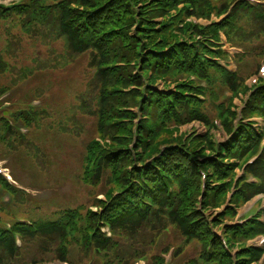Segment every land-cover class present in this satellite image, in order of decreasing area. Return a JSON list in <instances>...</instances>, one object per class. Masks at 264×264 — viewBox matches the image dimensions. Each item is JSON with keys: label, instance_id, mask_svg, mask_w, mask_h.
<instances>
[{"label": "trees", "instance_id": "trees-1", "mask_svg": "<svg viewBox=\"0 0 264 264\" xmlns=\"http://www.w3.org/2000/svg\"><path fill=\"white\" fill-rule=\"evenodd\" d=\"M149 1L22 0L11 7L0 4V30L15 55L21 46L17 43L25 38L43 40L48 47L56 40L70 59L87 55L91 75L80 102L96 121L94 134L85 143L79 178L90 188L103 189L105 197L98 200L100 193H91L88 207L64 209L31 218V224L22 223L27 217L18 216L23 210L19 203L31 196L12 188L0 176V189L14 196L7 208L0 194V264H42L52 255L58 262L71 264L76 257L130 264L150 257L147 252H154L170 232L183 241L175 248V257L182 256V264L260 261L264 250L249 249L247 242L264 234V223L254 219L238 226L233 222L237 207L255 195H264V128L251 121L260 118L264 122V82L249 89L246 70L240 67L232 74L224 68L220 61L226 54L217 51L216 44L221 40L219 30H223L232 44L251 48L239 57V65L245 58H264V5L252 6L245 0H152L148 8ZM230 6L234 8L222 26L206 29L193 25L192 18L210 20L214 13H227ZM147 9L153 19L160 20L157 28L144 22ZM135 41L147 43L144 49L140 47L143 55L138 61L146 67L149 84L143 82L141 72L135 74L121 66L139 57ZM10 68L0 52V76ZM39 69L23 72L33 75ZM9 91L1 83L0 95ZM226 91L234 97L245 95L241 118L233 110L234 100L226 99ZM135 106L141 111L139 118L132 111ZM38 115L20 106L0 112L1 148L38 158L42 150L34 143L37 140L23 138L9 123L11 119L32 128ZM211 115L223 120L229 141L218 142L210 130L201 146H193L192 140L187 142L177 133L178 128L193 122L211 128ZM255 157L237 180V171ZM201 173L206 178L203 194ZM250 178L255 182H249ZM234 186L237 192L227 206ZM218 232L223 233L228 250ZM170 246L161 252L168 253ZM189 247L194 252L183 256ZM26 255H31L29 263ZM151 258L154 264H164L159 254Z\"/></svg>", "mask_w": 264, "mask_h": 264}, {"label": "rangeland", "instance_id": "rangeland-1", "mask_svg": "<svg viewBox=\"0 0 264 264\" xmlns=\"http://www.w3.org/2000/svg\"><path fill=\"white\" fill-rule=\"evenodd\" d=\"M4 2L9 4L12 1L6 0ZM153 3L154 1L150 0L146 7L149 8ZM150 10L145 11L144 22L157 28V25H160V20L153 19L151 16L154 15L150 13ZM2 33L3 30H0V52L8 65L11 66L9 72L1 77L3 85L11 88L9 95L3 99L4 106L7 105L6 103H11V108L16 106L28 108V103L30 106L39 103L41 105V109L36 110L39 114L38 122L35 123L34 127L28 128L29 131L25 136L29 140H37L34 143L42 150L38 158L37 156H27L19 150L12 152L8 147L1 148L2 145H0V166L9 169L10 174L17 179L19 185L31 188L32 200L25 196V200L20 201L19 208L23 210H20L18 216L20 218L27 217L26 219L48 217L60 210L77 209L81 206L88 207L87 205L91 203L90 200L92 199L91 193H100L97 195L98 197L103 191V189L88 187L82 181V177L79 178L83 174L85 143L94 134V122L96 121L94 117L89 116L84 111L83 104L80 102L83 96L81 94L85 92L86 83L91 75V70H88V57L84 55L80 58L70 59L63 46L56 40L51 41L50 47H48L49 43L43 40L35 42L27 38L17 43L21 46L19 49L17 48V55H15L7 47L6 38H3ZM138 40L141 41V38ZM135 43V47L139 49L137 55L139 57L132 59L130 64L123 63L121 66L131 68L135 74L141 72L143 82L149 84L150 81L146 77L147 72L144 70L146 67L144 63L138 61L140 55H143V49L147 43H138L137 41ZM261 44H264V40L261 41ZM240 45H243L247 52L251 49L249 45L246 46L247 44ZM39 46L42 47L41 51L37 50ZM142 46L143 49L140 48ZM263 64L264 58L255 61L245 58L241 67L243 71L246 70L245 74L251 75L257 71L258 66ZM39 66L43 69H39ZM230 68L236 70L233 61L230 62ZM14 69L16 70L14 71ZM27 69L39 70L36 74L31 75L32 73L23 72ZM255 79L256 77L251 75L248 85L254 84ZM162 86V84L157 85L159 88ZM0 103L2 104V102ZM235 104L239 106L240 102L236 101ZM1 110L3 112V109ZM132 111L137 118L140 117L141 111L138 110L137 106L133 107ZM211 117L215 119V116L211 115ZM137 124L139 121L136 119L135 125ZM178 130L177 133L186 138L187 142L192 140L190 144L193 146H201L204 143L203 137L208 133L207 129L199 123L178 128ZM73 132H76L75 138ZM213 137L219 142L222 141L225 134L222 129H217L214 131ZM99 141L104 142L102 139ZM249 210L250 208H243L240 211L241 216L245 217ZM3 216L6 219V216ZM166 236L161 239L154 252L151 250L147 252L150 257H143L145 264H154L152 255L159 254L164 259L165 256H169L172 250H176L175 248L183 243L182 239L176 236L174 232H170ZM166 246H170V252L165 255L161 251ZM193 252V248L189 247L183 256ZM33 255L38 256L36 250H33ZM181 257H171L167 264H182ZM53 258L56 257L52 255L49 262L42 264H59ZM25 259V262L29 263L31 255H26ZM71 259L75 264H106L108 261V258L103 257L94 260L92 258L84 260L77 257ZM135 260H132L130 264H139Z\"/></svg>", "mask_w": 264, "mask_h": 264}]
</instances>
